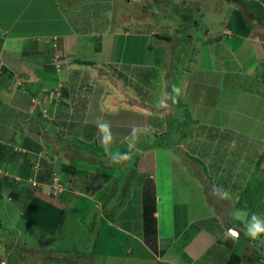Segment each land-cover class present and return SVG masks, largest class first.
<instances>
[{
    "label": "crops",
    "instance_id": "1",
    "mask_svg": "<svg viewBox=\"0 0 264 264\" xmlns=\"http://www.w3.org/2000/svg\"><path fill=\"white\" fill-rule=\"evenodd\" d=\"M62 1L61 3V0H0V36L2 37V40L0 39V123L3 124V127L0 124V146H7L15 153V159L13 161H4L0 169V200L2 201L0 205L4 208V213H9L10 211L8 209L11 206L14 209L16 207L17 214L20 213L19 217L23 216V210L26 209L27 203H32V200L38 201V203L40 202L44 210L48 212L51 209H58L64 212V208H68V204H65L64 199H60L61 197L55 198L54 194L52 195L53 188L54 190L58 189L56 185L58 187H65L60 180L53 182V177L57 175L55 166L60 158L57 156L58 154L55 155L52 151L48 141L54 136L52 133L48 134V131L51 130L50 125L52 128L56 127L53 126V123L49 125V122L43 119L41 111L33 104L34 99L29 93L30 88L27 86L28 82L32 80V74L38 81L41 79V75L36 74L39 72L36 69L42 63L45 67L42 75H45L46 78L55 75V70L52 69V65H47L48 61L46 57L42 58L47 53V50L51 51L50 44L52 39L67 37L70 47L71 41H73L72 44H76L77 48V58L75 57L76 60H74L76 63L78 61H86L88 64L96 65L98 61L103 59L106 65L114 66L117 69V65L126 66L123 63L125 60H123L122 56L125 58L128 57L129 63L139 59L136 57V51H134L136 49L144 50L146 56L153 57L154 48L152 45L154 42L152 41L154 39L160 40L158 38L159 35L164 36L158 34L156 30H153L151 33L136 31L140 25L142 26V23H137L133 29H125L122 33H117V31L112 32L114 19L109 14L108 16L105 14L101 17V23L107 21L108 25L106 22L104 28L88 29L91 32L84 33L82 32L84 30L83 24L86 23V20L89 21L91 19L94 22L95 18L92 15L86 18L84 13L97 9L101 4L95 2V0ZM102 10L103 12L105 11L104 9ZM146 20L148 21V19ZM75 26L78 29H75ZM198 26L201 29L203 28L201 25H197L196 27ZM210 27L212 32L210 29L204 28L203 34L209 35L210 40L208 47H206V50L209 51V64L207 68L171 70L172 72L170 69H164L163 64L169 62L170 58L167 55L171 51L169 48H165L163 51H159L162 66H156L157 71L155 69L156 67L153 68V66L145 61L144 63L137 62L134 64L135 67L147 69L153 74L143 76V78L149 76L146 79V83L148 82V84L145 83V87L139 89L137 86H143L141 85L144 83L143 78L140 75V80H136L132 71L129 73V80L132 81L129 84L132 88H135V92H127L133 97L131 100L126 102L122 101L123 105L119 106V108H117L118 105L115 103H111V100L107 101L108 103L104 100L102 103L99 102V106L100 104L104 106H101V108L98 106V110L92 116L93 118H101V123L93 122L92 120L94 119L91 118V114L88 117L78 115V118L82 121V126H84V122L89 121L90 123L101 124L104 131L106 130L105 125L113 128V131L109 135L111 139L110 149H112L111 146H117L118 148L122 145L128 146L127 150H129L125 154L126 156L127 154H132V163L134 164L132 170L136 173V184L134 186L133 182L134 188L132 187L129 190V192H135L129 193L130 196L136 194L137 189L135 187L139 188V190H150L154 188L156 201V209L154 212V218L156 220L155 232H151L148 229V231L150 230L149 233H145L143 236H140L142 231H137L135 235L126 234L123 230H120V223L124 225V218H121L122 213L118 212L117 214L113 210L110 215L108 214L109 211L104 212L108 218H102L101 221L99 220V225L96 226L99 234L101 233L103 235V240L106 239L111 242L115 238L119 239L122 236H126L130 243L133 242L126 251L127 256L130 255L135 259H139L136 255L140 253L143 259L146 260L144 261L145 264H228L231 257L236 254H232L226 243H222L224 238L233 242L234 238H236L239 244L243 243L247 238L249 249L250 244L253 242L250 236L246 234V231L241 229V223H244L241 218L237 221V225H229V223L234 222V216L231 215L233 214V208H235V205L237 206L233 202H237V200L230 201L233 204V207L230 209L225 206L226 204L222 205V208L225 207L223 209L224 212L231 213L227 216L228 223L225 226L222 221L220 222L219 215L221 214L218 213L217 208L205 203L204 190L201 183L186 172L179 162L175 150L170 146V144L182 139L181 143H179L182 153L202 169L207 180L211 183L215 181V177L212 174L222 169L219 168L216 155L220 153L221 158H227L228 162V158L231 159L233 157L232 155H234L233 153H235L234 150L236 147L234 146L236 139H248L246 140L248 145L245 144L244 146L247 150L251 146L249 145V141L257 142L261 148L263 147L261 156L263 157L264 155V114L261 113L260 119L257 120L254 118V113L247 115L248 113L241 110V108L248 106V100L246 98L249 95L243 93V89L246 90L249 87L246 80L249 76L252 77L251 73L255 69H257L256 81H258V84H261L258 85L254 82L253 89L256 95L262 96L256 97L262 102L264 101V34L259 32L260 35H254L256 30L254 29L255 31L252 33L251 31L248 32L247 30L249 28H247L244 32H238L241 36L237 43L233 40L229 43V40L224 41L221 39V36L218 34L219 29H214V26L211 24ZM95 30L99 31L96 32ZM89 35H96V37H87ZM168 37L174 38L172 35ZM94 38L97 41H94ZM190 41L193 44L195 38L193 39L192 37ZM29 42H32L30 45L32 48L36 47V45L37 48L30 56H25V47ZM133 42L138 43L133 44ZM239 42L240 49L237 53L236 51L238 49L234 51L232 44H238ZM125 43L130 44L131 52L125 51L127 50L124 45ZM196 43L201 46L202 34L194 44ZM94 44L96 46L100 44L102 47V52L99 55H96L92 50L91 46ZM138 44L141 46H138ZM197 49L201 51V48ZM80 50H84V53L80 54ZM110 53L111 55L108 56ZM219 54L222 55V59L218 58ZM41 59L45 60L42 61ZM53 59V56L50 57L51 64ZM233 67L238 69L233 71V73L240 77L238 78V86L241 89H236L233 87L235 86L234 83L227 82V77L232 75L230 73H232ZM152 69H155V71H152ZM54 78L58 77L56 76ZM68 79V76H64L65 81L68 82ZM107 82V79L106 81L101 80V83L105 85ZM114 82L118 84L120 81L115 80ZM164 89H167L169 93L167 104L163 102L165 99L163 97ZM160 92L162 94L159 95ZM172 97H174V101L171 99ZM106 103L108 104L107 106ZM160 108L162 110L165 109V111L161 113L159 111ZM178 108L189 110V113L187 112L188 115L184 119L183 116L181 117V115L176 113ZM263 108L264 102L261 110ZM155 111L158 112L156 113ZM15 115H18L19 122L17 119L13 125L16 119ZM172 116H175L177 119L172 120L171 123L174 124V127H179L176 137L171 134L170 128L161 122L162 120L172 119ZM70 117L72 121L69 122L73 126L77 122L76 120L73 121L76 117L72 115ZM112 117L114 118L112 119ZM62 119L64 120L65 117ZM160 119L161 121H159ZM186 122L188 125L187 128L183 126V123L186 124ZM4 123L6 126H4ZM16 124L17 126H15ZM36 125H39L37 131L34 129ZM11 131L14 133H11ZM5 136H7V141L3 139ZM68 138L72 143L74 141H76V144L78 142H84L77 137L76 132H72ZM139 138L140 140H138ZM154 138L156 139L155 142L153 141V144L148 147L143 146V143L147 139ZM45 140L48 141L46 142ZM26 142L31 147H26ZM102 146H104L102 149L106 150V145L102 144ZM8 153L11 154V151L9 150ZM75 158L76 156L74 160ZM89 161L91 160L89 159ZM74 162L75 172L73 173V177L76 178L84 170L78 168L76 160ZM263 169L264 164L262 165ZM247 176L248 179L244 181L245 184L241 187L242 189L248 188L246 183L251 179L250 173ZM160 179L163 180L165 188L169 190L165 195L160 194ZM136 181H139V183ZM68 185L72 188L71 181H69ZM25 192H27L25 194L28 196L27 200H23V204L18 205L21 199H23V193ZM169 192L170 194H168ZM61 193V195L64 194L63 192ZM7 196L9 197L8 199H6ZM143 196L138 197L137 200L145 203L147 199ZM163 196L165 199L170 196L171 220L167 221L171 222V226H168L166 221L163 224L164 226L161 223L160 204L164 199ZM78 197L82 198L83 196ZM10 198H12L11 201ZM95 199L96 195L94 199L90 200V203L92 204L93 202L95 209H97L101 206V201H96ZM12 202L14 203L11 204ZM230 202H227V204H230ZM137 203L141 206L140 202ZM94 205L92 204V206ZM71 210L68 209L65 211L68 212ZM145 211L143 217L144 223L146 221ZM94 212L96 211L94 210ZM164 212L165 209H163ZM34 216L35 214L32 215L31 219L36 222L43 217L42 215H36V218H34ZM3 219V217L0 219V227H2ZM112 219L118 225L113 222L111 223L110 220ZM57 221H55V225L52 227L54 231H50L52 237L57 234V230L60 227ZM127 221H131V219ZM212 221L216 226L218 225L217 223L224 225L227 227V231L222 226H218L219 228L216 229L218 232L216 233V230L212 227L213 224H208ZM88 222L86 221L87 224H89ZM52 228H47V230ZM230 229H237L238 231H236L239 233L238 237L230 235ZM15 231L16 229L13 228L12 233L15 236L12 238L13 246L9 247L10 250L7 249V241L9 236H11V232L7 230L9 234L7 236L8 234L0 231V264H29L23 256L14 255L16 249H18V245H16L18 243L17 233ZM150 232L154 234L151 235ZM218 233L220 234L216 235ZM257 240L259 239L257 238ZM215 246L219 248L218 261L208 259L205 261V255ZM262 248L264 247L262 246ZM249 249L244 250L243 256L237 254L242 256L241 264L246 263V258L248 259L250 257L247 254ZM29 250H31L30 252L32 254L36 251L33 248ZM54 250L57 251L56 249H52L48 253L49 250L44 248L42 251L48 253L46 255L40 254V250V252L32 257L33 260H37L33 264L38 263L39 259H44L46 264H60L55 263L56 261H52L50 258L52 255L51 252ZM93 251V257H97L98 254L99 256L105 253L108 254L107 251L111 252L109 249L105 250L100 246L95 247ZM122 256H125L124 252ZM223 258H225L226 262ZM72 264L78 263L75 262Z\"/></svg>",
    "mask_w": 264,
    "mask_h": 264
},
{
    "label": "rangeland",
    "instance_id": "2",
    "mask_svg": "<svg viewBox=\"0 0 264 264\" xmlns=\"http://www.w3.org/2000/svg\"><path fill=\"white\" fill-rule=\"evenodd\" d=\"M62 2L63 1L61 0V3ZM95 2H99L101 6H98L97 9L89 10L84 13L86 18H89L90 15L93 17L95 16V18L94 22H92V19L89 21L86 20V23L83 24L84 30H82V32L89 33L91 31L88 29L94 30L99 29V27L100 29L104 28L107 21H105V23H101V17L105 14L108 16L109 14V16H113L114 19L112 32L117 31V33H122L125 29L131 30L134 28L135 24L142 23V26L140 25L139 29H136V31L151 33L153 30H156L158 34L164 35L165 38L162 40L154 39L152 41L154 42L152 45L154 48L153 57L149 55L146 56L144 50L136 49L134 51H136V57L139 59L135 62L132 61L129 63V58L122 56L123 60H125L123 63L126 66L117 65V69H115L114 66L106 65L105 62H103V59L98 61L96 65L88 64L86 61H78L76 63L74 61L77 58L76 44H72L73 41H71L70 47L67 37L52 39L50 44L52 48L51 51L47 50V53L42 58L46 57V60L48 61L47 65H52L53 70H55L54 64L56 57H58L60 63L72 62L70 65L71 67H68L67 69V76L69 77L68 82L64 80V73L61 72L60 74H57L56 70L55 75L46 78L45 75H42L43 71H45V67L42 63L43 66H39L42 68L39 69V67H37L36 69L39 70L36 74L41 75V79L38 81V79H36L32 74V80L28 82L27 86L30 88L29 93L33 96V104H35L34 106L41 111L43 119L48 121L49 125L50 123H53V126L56 127L52 128L50 125L51 130L48 131V134L52 133L54 137H52L50 141H45L50 143L52 151L55 155L58 154L57 156L60 158L55 166L57 175L53 177V182L60 180L65 187H58L56 185L58 189L54 190L53 188L52 195L54 194L55 198L61 197L60 199H64L65 204H68V208H64V210L61 209L64 212H53L54 209H51V211L48 212L47 210H44L40 202L38 203V201L32 200V203H27L26 209L23 210V216L19 217L20 213L17 214L18 212H16V207L14 209V207L11 206L10 209H8L10 212L4 213L5 210L0 205V219L2 217L4 218L0 231L8 234V230L11 232L10 235L12 236H9V234L7 235L9 236L7 249L10 250L9 247L13 246L12 238H14L15 234L12 232L13 228H15L18 241L16 245H18V249H16V253H14V255L23 256L25 261H28L29 264H33L37 261L33 260L32 257L40 252V250V254L46 255L52 249H56L57 251L54 250L51 252L52 255L49 254L51 255L50 258L52 261L55 260V263L60 264H72L75 262L78 264H145L144 261L146 260L143 259L140 253L136 255L139 259H135L130 255L127 256L126 251L133 244V242L130 243L126 236L119 234L122 237L119 239L115 238L114 241L110 242L106 239L103 240V235L101 233L99 234V230L96 228L102 218H108L104 212L109 211L108 214L110 215L113 210L117 214L118 212H121V218H124V225L120 223V230H123L126 234L130 235H135L137 231H142L140 236L147 233V225L143 220L145 203L137 200L138 197H142L144 189L139 190V188L135 187V189H137V195H133L135 196L134 198L129 194L135 192H129V190L133 187V182L134 186L136 184V173L132 170L134 165L132 163V154H127L126 156L125 152L127 151L128 146L125 145H122L119 148L117 146H111L112 149H110L109 145L111 144V139L109 135L113 131V128L105 125L106 130L104 131L101 124H95L97 122L101 123V118H93L92 115L98 110L99 102L102 103L104 101L107 102L111 100V103H115L118 105L117 108H119V106L123 105L122 101L126 102L131 100L133 97L127 92H135V88H132L129 84L132 83V81L129 80V73L132 71L136 80H140V75L143 78L145 75L153 74L147 69L135 67L134 64L137 62L144 63L145 61L153 66V68L156 66H162L159 51L161 52L165 48H169L171 51L167 55V57L170 58L169 62L163 64L164 69H170L171 71L207 68L209 64V51L206 50V47H208L210 40L209 35L203 34L205 29L211 28L210 24L214 26V29H219L218 34L221 36V39L224 41L229 40V43L231 40L237 43L241 36L238 32H244L247 28H249L247 31H251L252 33L256 30L254 35L258 36L260 33L264 34V0H95ZM102 9L105 11L103 12ZM67 18L70 19L69 16H67ZM146 19H148V21ZM197 25L203 26V30L199 28V26L196 27ZM75 29L78 28L75 26ZM210 30L212 32V29ZM95 31L98 32L99 30ZM201 34V46L197 43L194 44ZM169 35H172L174 38H169ZM87 37H96V35H89ZM192 37L193 39L195 38V42H193V44L190 41ZM0 39L2 40L1 36ZM94 41H97L96 38H94ZM205 42L207 43L204 44ZM135 43L138 42H133V44ZM236 43L232 44V48L234 51L238 49L236 51L238 53L240 49V42L238 44ZM31 44L32 42L27 43L25 47V56H30L37 48V45L32 48V46H30ZM124 45L127 49L125 51L131 52L130 44L125 43ZM138 46L141 45L138 44ZM91 47L96 55H99L102 52L100 44L99 46L94 44ZM197 48H201V51H198ZM82 53H84V50H80V54ZM222 53L225 54L224 52ZM221 54L218 55L219 59L223 58ZM110 55L111 53L108 54V56ZM52 56L54 59L51 64L50 57ZM41 60L43 61L45 59ZM157 67L155 68L156 71ZM155 69H152V71H155ZM235 70L238 69L233 67L232 73H230L232 75L227 77V82H232L235 85L233 87L241 89L238 86V78L240 77L233 73ZM256 70L257 69L252 71V77L248 75L249 78L246 80L250 89L249 87L246 88V90L243 89V93L249 95L246 98L248 100V106L241 108V110L248 113L247 115L254 113V118L259 120L261 113L264 114V108L261 110L264 101L262 102L258 97H256L260 95H256V92L253 89L254 82L258 84V81H256ZM56 76L58 78H54ZM149 76L143 78L144 83L141 84L143 86L138 85L137 88L143 89L145 87L146 79L149 78ZM105 78L108 80L106 85L101 83V80L106 81ZM115 80H119L120 82L115 84ZM16 82L18 83L17 80ZM232 83L230 84L232 85ZM146 84H148V82ZM260 84L261 83L258 85ZM255 88H257V86H255ZM27 90L29 89L27 88ZM163 92V97L165 98L163 102H166L167 104L169 100V93L167 92V89H164ZM160 94H162V92H160L159 95ZM107 103L106 106L108 105ZM166 104L165 106L167 107ZM226 105L229 107L228 104ZM101 106L104 105L100 104L99 108H101ZM105 108L109 109L108 107ZM162 108H164V106H162ZM167 110L169 111V109ZM159 111L163 113L165 109L162 110L160 108ZM155 112L157 113L158 111ZM187 112L189 113L188 109L184 110L182 108H178L176 111V113L181 115V117L183 116V119L188 115ZM89 114H91V118L94 119L92 121L95 123L86 121L83 123L84 126H82V121H80L78 115L88 117ZM71 115L76 117L73 121H77L73 126H71V123L69 122L72 121V118L70 117ZM15 116L16 119L13 122V125L17 119L19 122L18 115ZM63 117H65L64 120L62 119ZM113 118L114 117H112V119ZM171 118L172 119L162 121L160 119L159 121L171 130L176 128L179 129V127H174V124L171 123L172 120H176L177 118L175 116H172ZM120 120L122 121V119ZM0 124L1 127H3V124ZM4 126H6L5 123ZM15 126H17V124ZM183 126L187 128V122L186 124L183 123ZM38 128L39 125L34 127L36 131ZM72 132H76L77 137L82 139L84 142H78V144H76V141L73 143L69 141L68 137ZM11 133L14 132L11 131ZM6 137L7 136L3 139L5 140ZM66 139H68V141H66ZM155 139L156 138L147 139L143 143V146L148 147L155 142ZM138 140H140V138ZM246 140H243V138L235 140L234 147H236L237 150H234L235 153H233L234 155H232L233 157H231V159L228 158V162L227 158H221L222 156L220 153L216 155L219 168L222 169L215 171L214 174H212L215 177L214 183L207 180L209 183V188L206 190L208 191V194L205 195L204 191L203 193L205 203L212 204V206L217 208L218 213L221 214L219 215L220 222L222 221L225 226L226 223H228L227 216L231 213L224 212L223 209L225 207L222 208V205L226 204L225 206L230 209L233 207V204L236 203L237 206L235 205V208L232 210L233 214L231 215L234 216V222H231L232 224L229 223V225H237V221L241 218L244 222L241 223V229L247 232L248 223L251 221V217L253 215L258 216L261 221L264 222V169L262 170L264 155L263 157L261 156V150L263 147L261 148L257 142L249 141V145L251 146L247 150L244 147L245 144H247ZM5 141H7V139ZM102 144L106 145V150L102 149L104 148ZM25 146L31 147L28 145V142H26ZM7 153L8 151L6 150L5 154L7 155ZM75 156L78 168L80 170H84L81 174H78L79 176L76 178L73 177V174L66 173L63 170V167L65 165H69L70 162L75 166ZM186 158L191 161L189 157ZM89 159L91 161H89ZM249 173L251 175V179L248 183H246L248 188L242 189L241 187L245 184L244 181L248 179L247 175H249ZM69 181L72 182V188L68 185ZM139 181L136 182L139 183ZM160 186V194L165 195L169 190L165 188L162 179H160ZM61 192L64 194L61 195ZM23 194L24 197L18 205L23 204V200H27L28 196L25 195L27 192ZM168 194H170V192ZM95 195V200L101 201V206L97 209H95V205L92 201L91 202L94 206L90 203V200L94 199ZM78 196L83 197L79 198ZM129 197L131 198L129 199ZM8 198L9 197L7 196L6 199ZM11 200L12 198H10V201ZM232 200H237V202H233V204H231ZM137 202H140L141 206ZM227 202H230V204H227ZM1 203L2 201L0 200V204ZM13 203L14 202L11 204ZM160 206L162 226H164L163 224L165 221L168 226H171V222L167 221L171 220L170 196L166 197V199L164 197ZM212 206L211 208H213ZM68 209L72 210L68 212L65 211ZM163 209H165L164 213ZM94 210L96 212H94ZM34 214V218H36V215H42L43 217L37 222L32 221L31 218ZM91 214H93L92 217H90ZM130 219L131 221H127ZM55 221L59 222L60 227L57 230V234L52 237L50 231H54V228L52 227H54ZM86 221H89V224H87ZM110 221L112 223L114 219ZM208 224H213L212 227L214 230L218 229V226H222V228L227 231V227L220 223H217V226L213 223V221ZM47 228L52 229L47 230ZM237 228L239 227L237 226ZM217 232L218 230H216V233ZM153 234L154 233H151V235ZM219 234L220 233L216 235ZM224 236L228 237L226 235ZM250 239L252 238L250 237ZM258 239L259 240H251L253 242L250 244V249L247 238L246 240L242 238L244 241L241 244L237 243L236 238H234V242L224 238L222 243H226L232 254H240L243 256L244 250L249 249L247 254H249L250 257L247 256L249 258H246L247 262L244 264H264V248H262V246L264 247V234H261ZM218 245L220 244L218 243ZM97 246L103 247L105 250L109 249L111 252L107 251L108 254L105 253L103 254L104 256H99V254L97 255L96 253L97 257H93V250ZM30 248H33V250H36L37 252L35 251V253L32 254L30 252L31 250H29ZM44 248L49 250L48 253L42 251ZM218 251V246L213 247L212 250L205 255L204 260L207 261L208 259L211 261H218ZM123 252L125 256H122ZM223 260H225V258H223ZM38 261L39 262L36 264H46L44 259H39Z\"/></svg>",
    "mask_w": 264,
    "mask_h": 264
},
{
    "label": "trees",
    "instance_id": "3",
    "mask_svg": "<svg viewBox=\"0 0 264 264\" xmlns=\"http://www.w3.org/2000/svg\"><path fill=\"white\" fill-rule=\"evenodd\" d=\"M158 38L162 40L165 37L159 35ZM171 99L174 101V97H172ZM176 127H178V126H176ZM177 131H178V128L173 129V130H171V134H173L176 137ZM179 143H181V139L177 140V142H174V143L170 144V146L172 147V149L175 150V154L177 155V158L180 160V163L183 166V168L186 170V172L190 176H192L193 178H195L196 180H198L202 184L203 190L205 192V195H207L208 191H206V190H207V188H209L208 187L209 183L207 181L206 176L204 175V173H203V171H202V169L200 167L195 165V163H193L192 160L190 161V160H188V158H186L187 156H185L182 153V150H181V148L179 146ZM9 149H11V148H9L7 146H2V147L0 146V169H1L2 164H3L4 161H13L15 159V153L13 152V150H10L11 154H9V153H7V155L5 154L6 150L9 151ZM77 159H78V157H77ZM74 167L75 166L72 165V164L65 165L63 167V170L65 172L73 174L75 172V168ZM143 195H144L143 197H145V199H147V201L144 204V206L146 208V211H145V219H146L145 224L147 225V227H146L147 230L146 231H148V229H150L151 232L152 231L155 232L156 231V220L154 218V212H155V209H156V201H155L154 188H151L150 190L144 189ZM57 211L59 212L58 209H54V212H57ZM151 226H152V229H151ZM148 227H150V228H148ZM149 231L147 232V234L149 233ZM241 261H242V256L236 254V255H233L231 257V259H230L228 264H241Z\"/></svg>",
    "mask_w": 264,
    "mask_h": 264
},
{
    "label": "clouds",
    "instance_id": "4",
    "mask_svg": "<svg viewBox=\"0 0 264 264\" xmlns=\"http://www.w3.org/2000/svg\"><path fill=\"white\" fill-rule=\"evenodd\" d=\"M63 63V62H62ZM72 62L68 63V62H65L63 63V67H64V70L62 71L64 73V76H67V69L68 67H70ZM55 65V64H54ZM55 70H56V67H55ZM57 74H60L56 71ZM230 235H233V236H238L239 233H235L237 232L236 230L234 229H230L229 231ZM246 234L248 236H250L252 239H257L261 236V234H264V222L261 221V219L256 216V215H253L251 217V221L248 223V226H247V232Z\"/></svg>",
    "mask_w": 264,
    "mask_h": 264
},
{
    "label": "built area",
    "instance_id": "5",
    "mask_svg": "<svg viewBox=\"0 0 264 264\" xmlns=\"http://www.w3.org/2000/svg\"><path fill=\"white\" fill-rule=\"evenodd\" d=\"M63 63H60L59 62V60H58V57H56V59H55V67H56V71L58 72V73H61L63 70H64V67H63ZM58 186V185H57ZM56 188H58V187H56Z\"/></svg>",
    "mask_w": 264,
    "mask_h": 264
}]
</instances>
